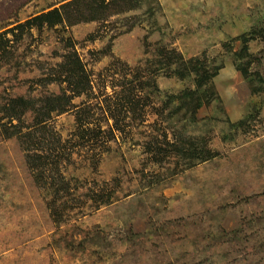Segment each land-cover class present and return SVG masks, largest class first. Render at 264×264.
<instances>
[{
  "label": "rangeland",
  "instance_id": "1",
  "mask_svg": "<svg viewBox=\"0 0 264 264\" xmlns=\"http://www.w3.org/2000/svg\"><path fill=\"white\" fill-rule=\"evenodd\" d=\"M70 1L0 0V264H264V93L232 62L245 35L264 78V0H120L42 18ZM159 51L222 65L199 106L187 97L171 114L194 76L157 70ZM64 95L67 112L47 116ZM17 97L37 110L11 109ZM178 137L212 157H179ZM26 155L57 160L61 184L39 187Z\"/></svg>",
  "mask_w": 264,
  "mask_h": 264
},
{
  "label": "trees",
  "instance_id": "2",
  "mask_svg": "<svg viewBox=\"0 0 264 264\" xmlns=\"http://www.w3.org/2000/svg\"><path fill=\"white\" fill-rule=\"evenodd\" d=\"M119 1L120 0H110L107 3H105V0H71L70 2L64 4L60 9H54L52 11H49L48 13H45L44 15H42V18L46 22L50 24H54V23L63 21L65 17H68L66 15L70 12L80 11L82 13L83 11L87 12L89 10L96 11L97 8L106 10L107 7L111 5H117L118 3H120ZM121 3L125 4V7H126L125 10L132 9L135 7L133 4L129 3V0H121ZM101 9H98V10H101ZM94 19L96 20L97 18L94 15H91L90 18L89 17L84 18L83 20L89 21V20H94ZM78 21L79 19L76 20V22ZM244 36L245 35L241 37L242 44H244V46L240 50L236 52H232L233 53L232 62L236 70H238L240 75L242 76V79L245 82H247L252 96H255L257 94L264 93V78H262L260 74L252 72L249 69L251 66V61L247 53L248 39L245 38ZM8 43L9 41L8 39L5 38V35H2V36L0 35V54L1 55H5L7 53ZM228 51L231 52L232 48H229ZM158 57L160 58H159V61H157L156 63V66H158L157 70L166 69V68L170 70L171 66L175 65L173 67L172 75L175 74L176 78L182 80V79L188 78L189 76H192V75L194 76L193 81L195 84V89L193 91H189L188 93L185 92L186 94H182L178 98H175V100L178 99L179 101H177L176 103V108H174L173 111L171 112L172 115L178 114L180 110H182V108L186 105L187 101H184L183 100L184 98L189 97L193 102H197L198 103L197 105L199 106L201 104V101L199 103L200 90L211 79H213L216 76L218 70L222 68V65L217 68H207L208 66H206L204 62L202 63L198 60L196 62L190 61V62L183 63L181 62L180 57H175V58L172 56L167 57V55L161 51H159ZM188 64L191 65V69L187 68ZM73 65L80 66L81 64L75 58ZM129 96L132 101V95L130 94ZM70 100H71V97L69 96L67 97L65 95L61 97H51L49 101H46V106L47 108H49L47 116H49L50 112H54V111H58L60 113L67 112L66 106H68ZM167 104L168 103H166V105ZM10 106H11V109L20 108L24 110H28V109L37 110V108H35L33 101L24 99L23 97H17L11 100ZM171 114L169 115L172 116ZM7 117L9 120H12V118H16V115L9 113ZM249 118L251 119V117ZM43 122L44 121H40L39 123H43ZM20 130L13 132L12 135H16L19 137L18 134ZM12 135H7V137H10ZM177 142H180V144L182 145L180 147V144H179L180 149L176 150L175 152L177 153L179 157L187 158V159L188 157H190V160H194L196 159V156L198 154L200 157L199 158L200 161L207 160L212 157V155L209 152H207V149H204L203 145L201 147L200 152H198L199 145H197V142L193 140H190V139L188 140L187 138L182 139L178 137ZM158 152L161 153V152H164V150L158 151ZM205 152H207V154H205ZM200 155H203V156L201 157ZM34 157L35 158H32V156L26 155V160H27L29 169L35 173L34 180L36 184L39 187L49 186L50 189L54 188L53 187L54 184H61L60 180L56 178L57 177L56 174L59 173L58 171L59 162L55 160L57 162L52 161V163L51 162L46 163L45 160L49 159L50 157L45 156V155H42V156L36 155ZM56 193L53 198L54 200H51L49 202L50 208H54L53 205L57 201ZM97 202H100V201H97Z\"/></svg>",
  "mask_w": 264,
  "mask_h": 264
}]
</instances>
